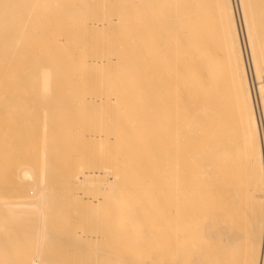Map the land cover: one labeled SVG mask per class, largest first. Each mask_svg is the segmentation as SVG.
Returning a JSON list of instances; mask_svg holds the SVG:
<instances>
[{
	"label": "bare ground",
	"instance_id": "bare-ground-1",
	"mask_svg": "<svg viewBox=\"0 0 264 264\" xmlns=\"http://www.w3.org/2000/svg\"><path fill=\"white\" fill-rule=\"evenodd\" d=\"M17 1L0 0V264H17V253L29 249L26 263L65 264L41 251L46 241L86 251L106 244L111 264H244L246 256L250 264H264V40L258 6L251 0H32L18 8ZM88 8L94 9L86 13ZM21 12L40 20L30 27L20 21ZM75 14L97 27L108 18L119 20L123 37L115 26L109 43L54 28ZM45 23L54 35L46 56L34 53L44 46L34 36L36 28L48 33ZM105 48L115 51L112 59L101 54ZM106 83L110 90L102 92ZM90 114L109 118L94 125L116 141L113 153L104 154L111 166L107 179L99 177L100 156L91 151L79 165L27 164L30 169H19L16 178L7 156L15 151V135L24 138L22 145L26 135L3 119L14 116L43 136L62 122L84 124ZM241 146L250 167L240 163ZM53 173L59 180L55 195L42 180ZM245 179L253 189L242 190ZM106 181L111 215L97 218L89 206L99 197L83 196L81 189ZM243 193L262 198L256 247L253 232L237 229L235 221L231 228L226 217ZM60 198L73 213L55 234L45 221ZM13 212L28 217L15 221ZM100 221L108 230L104 244L95 242ZM99 251L91 255L102 261Z\"/></svg>",
	"mask_w": 264,
	"mask_h": 264
},
{
	"label": "rangeland",
	"instance_id": "rangeland-1",
	"mask_svg": "<svg viewBox=\"0 0 264 264\" xmlns=\"http://www.w3.org/2000/svg\"><path fill=\"white\" fill-rule=\"evenodd\" d=\"M250 4L253 6H258L257 11V25L259 26V29H261L262 38L264 40V0H251ZM110 2H113L111 0ZM26 3H32V0H19L16 2L15 5H19L18 8L23 7ZM34 4L37 5L35 2ZM98 5V4H97ZM95 5V7H97ZM94 7V8H95ZM94 8H88L85 10L86 13H90L93 11ZM31 15V16H28ZM20 21H26L28 25L34 26L36 23L39 22L40 19L35 18L36 15L34 13H27L24 14L21 12L20 15H18ZM69 21H65L66 23H62L63 25L55 24L54 28L61 27L65 30L75 32L78 31V37H80L82 40H95L104 38L105 42H108V36L110 35V30L113 26L114 29H117L119 31L118 36L123 37V33L121 31L122 24L119 20H113L112 18L105 19V26L104 27H97L92 26L88 24L89 20H83L80 19L77 14L74 16L68 18ZM67 22H78L75 27L64 25L67 24ZM48 33H42L39 28H36V35L34 36L36 39L34 40L35 44H43L44 46L42 49L35 50L34 53L37 55H44L46 56V48L45 45L51 43V38L54 36L53 33H51V26L45 23ZM29 27V28H30ZM70 29V30H69ZM30 30V29H29ZM106 30V31H103ZM84 31V32H82ZM76 33V32H75ZM73 35V36H74ZM64 36H62L63 38ZM61 38V39H62ZM39 41H38V40ZM237 40V38H236ZM262 40V41H263ZM70 43H74L73 37L70 40ZM264 43V41H263ZM121 49V48H120ZM101 54L104 55V58L106 60L112 59L114 57L115 51L110 48H105L101 51ZM261 76L264 77V69L262 68V71L260 72ZM249 78L252 82L253 77L251 76V73L249 72ZM110 90L109 83L105 84V88L102 92H107ZM101 96H104L105 94L101 93ZM264 97V95H263ZM255 111L256 114L259 112L258 110L261 108V105H257L256 98H255ZM260 106V108H259ZM259 108V109H258ZM79 116V115H78ZM244 117V114L238 115L233 118V120L230 122V124L235 125L236 121L238 119H241ZM107 118L105 115H88V117H85L86 123L84 124H78L74 125L73 123H65L62 122L60 125H62V128L54 130V133H47V135H43L40 131H37L33 128L26 129L28 126L27 124H23V121L20 119L12 116V118H6L3 119L1 122L3 124H6L11 129H14L13 131L18 133L22 132L26 135V144L22 145V140L24 138L18 137V135H15L14 141L18 142L16 144H11L10 148L14 149L13 153L11 155L7 156V164L12 166L15 170L14 175L18 178V170H25L30 169L29 167H26L27 164L40 162V164H45L49 168L51 166H55L56 168H63L67 165L72 164H80L81 161L84 162V155L88 151H91L90 153H97L100 156V168L98 169L101 171L99 174V177H104L107 179L108 172L110 171V164L105 163L104 154L105 151L111 152L114 151L116 141L111 138V133L109 130H105V128H98L95 127L94 123L97 122V119L101 120ZM252 120L253 118L250 117ZM238 131L241 129L240 127H236ZM34 132L41 134L36 135ZM253 135H255L256 130L252 129ZM52 134V136H50ZM253 138V137H252ZM263 135H262V141H263ZM48 140V143H45V141ZM253 141L255 142L254 138ZM156 143V141H154ZM258 143V140H257ZM57 144H60L58 147ZM240 153L238 154V158L241 160V164L244 165V167H250V165L253 163L251 160L247 159V152L246 150L242 149V146L240 147ZM118 158V156H117ZM83 159V160H82ZM76 160V161H75ZM245 161V162H244ZM259 161H255L256 166L258 165ZM249 170V169H246ZM55 173V172H54ZM49 174L48 176H43V187L46 188L49 193H53V195L57 194V186H58V178L55 176V174ZM30 171H27L26 175H29ZM27 179V178H26ZM24 180L27 182L28 180ZM111 184L106 181V183L100 185L98 188L90 186L85 187L81 189L83 196H97L99 199L91 204L89 208L92 210L93 214L98 218L102 216L109 217L110 214V196H111ZM59 190H61L60 186L58 187ZM247 189H253V187L249 184L247 179L244 180L242 183V190ZM22 194V192H18V195ZM234 205H232V209H230L231 212H226V217L232 219V226L233 222H236V228H245L247 232L252 231L254 234V241H255V247H256V240L260 237L261 234V220H262V213H263V205H262V198H258L256 196H249L245 193L240 195L238 198H236L233 201ZM110 203V204H109ZM88 208V209H89ZM228 209V211H229ZM73 213L72 204L66 200L65 198L55 199L54 202H52V206L48 211V216L46 218V229L54 232L55 234H60V229L63 225H65L67 222L71 220V215ZM231 213L233 215H231ZM14 216L15 221L22 220L25 222V218L28 217V215H24V213H12ZM229 214V215H228ZM17 216V217H16ZM50 216H52L50 218ZM233 216V217H232ZM24 217V218H23ZM228 218V219H229ZM234 218V219H233ZM104 220V219H103ZM101 220V221H103ZM101 221L97 224L96 229L94 231L95 235V242L98 244H104L103 239L104 237H108V230L105 226L101 224ZM104 223L106 224V221L104 220ZM230 224V225H231ZM46 246L41 249V251L51 252L54 259H56L58 262L64 260L65 264H111V260L108 257L110 255V250L106 246V244L99 246L95 249H91L90 251H86L85 249H73L69 246L68 243L63 242H52V241H46ZM53 247V248H52ZM100 250L105 258L102 259V261L98 259H93L91 253ZM27 252H31L29 250H20L16 255V261L17 264H21L23 261H25V264H32V261L29 263H26L28 257L26 256ZM57 254V255H56ZM32 259V255L30 256ZM255 259V254H254ZM41 259H36V261ZM35 261V260H34ZM114 262V261H113ZM244 264H250L251 260L248 259L246 256L243 261Z\"/></svg>",
	"mask_w": 264,
	"mask_h": 264
}]
</instances>
